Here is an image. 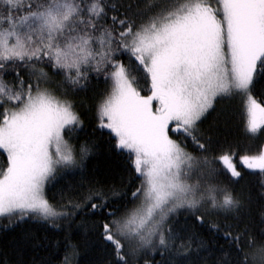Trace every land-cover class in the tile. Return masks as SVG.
Segmentation results:
<instances>
[{"label":"snow or ice","instance_id":"snow-or-ice-1","mask_svg":"<svg viewBox=\"0 0 264 264\" xmlns=\"http://www.w3.org/2000/svg\"><path fill=\"white\" fill-rule=\"evenodd\" d=\"M101 77L94 118L139 180L126 191L86 178L90 148L74 136L89 107L77 94ZM258 81L264 0H0L3 227L87 212L106 264H264V227L233 187L254 170L264 197V141L242 154L201 128L217 98L240 96L248 138L264 137ZM202 226L225 244L213 251Z\"/></svg>","mask_w":264,"mask_h":264},{"label":"trees","instance_id":"trees-1","mask_svg":"<svg viewBox=\"0 0 264 264\" xmlns=\"http://www.w3.org/2000/svg\"><path fill=\"white\" fill-rule=\"evenodd\" d=\"M105 87L103 77L94 78L86 93L77 94V99L85 95L89 98V107L79 108L83 124L76 130L74 136L77 143H86L90 148L84 162L86 178L98 181L106 187L115 186L121 191H126L130 187V179L135 186H139V180L129 176L127 155L114 147V140L110 138L108 130L99 129L94 118L95 109L92 105L95 97ZM262 88L264 81H258L254 92H259ZM245 119L242 97L217 98L214 107L206 114L201 128L211 134L213 139L238 144L243 154L245 148L254 151L255 146L264 141V137L258 140L248 138L244 128ZM189 150H192L191 146ZM239 170L242 177L233 187L237 192H243L251 197V205L243 210V218L250 221L254 228L264 227L260 217V209L264 207V197L261 196L259 186L260 177L254 170L243 167ZM76 179H79L78 175ZM220 179L228 183L225 177ZM96 219L97 217L85 212L78 213L70 221H58L59 227L50 222L26 219L4 228L3 225L8 224V221L0 218V256L5 257L8 264H63L66 255L70 258V264H106L111 249L99 237L98 232L92 229V223ZM178 219L183 222L185 215H180ZM218 219L222 224L225 222L223 216ZM227 222L231 223V218ZM197 230L213 251L219 245L225 244L223 236L212 232L207 226ZM69 243L75 246L74 249L67 247ZM155 258L161 259L159 255Z\"/></svg>","mask_w":264,"mask_h":264}]
</instances>
